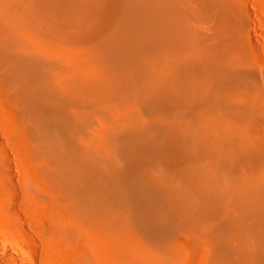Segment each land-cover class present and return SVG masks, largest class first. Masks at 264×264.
Segmentation results:
<instances>
[{"label": "bare ground", "instance_id": "1", "mask_svg": "<svg viewBox=\"0 0 264 264\" xmlns=\"http://www.w3.org/2000/svg\"><path fill=\"white\" fill-rule=\"evenodd\" d=\"M15 5L0 0V71L8 79L18 58L38 154L63 194L84 199L59 220L69 240L88 236L79 264H105L106 221L144 255L135 264H264V12L245 0H35L44 26L28 33ZM204 208L215 224L201 254L185 246ZM19 209L17 242L0 227V264L39 261Z\"/></svg>", "mask_w": 264, "mask_h": 264}, {"label": "rangeland", "instance_id": "2", "mask_svg": "<svg viewBox=\"0 0 264 264\" xmlns=\"http://www.w3.org/2000/svg\"><path fill=\"white\" fill-rule=\"evenodd\" d=\"M245 1L250 7L261 9V11L264 12V0ZM34 2L35 0H17V2L13 0V3L17 5L16 8L21 12L18 26L24 32H33L35 28L37 29L36 26L41 28V25H43V20L40 18V20H36L38 17L31 12V7ZM104 7L102 3L101 8L103 9ZM105 8L103 9L105 16L109 20L113 19L115 16V14H113L114 11L110 8L112 10L110 13L107 12L110 10L108 9L109 7L106 6ZM22 9L24 13H22ZM22 14L25 15L23 16ZM29 15L35 16L36 19H34L36 21ZM22 17H24V20H21ZM26 17L30 18V21L32 19L34 22H29L28 18L25 20ZM38 21L42 24L39 25L40 23H38ZM30 25H33V27L36 26L33 28L30 27ZM65 39V41L70 44L74 41L70 42L71 40L68 38ZM79 40H81V38H79ZM79 40H77L78 42L75 41V43L80 44L84 42L83 38L80 42ZM18 64V58L14 54H9L7 76L10 80L7 81L8 79H5L4 75L2 77V70L0 71V227L6 230L5 232L9 234L10 238H13L14 242H17L20 235V230L17 225L18 216L11 213V218L9 208L14 204H19V215L22 217V221L28 222L34 230H30L34 239H29L26 246L34 251L35 258L39 256L37 264H79L83 255L89 254L92 250L89 241H85L88 240L86 239L88 236H86L84 240L83 238L78 240L75 239L76 241L69 240L62 234L59 220L60 218H64L66 214L75 213L79 206L84 205V199H80L78 196L80 194L74 189L65 191L66 195L63 194L64 187L61 182L55 180L53 177L51 178V175L47 172L48 169H52V166L47 163L43 156L41 157V155H39V149L42 150L43 147V140L41 141L42 137L40 131L38 132L39 134H37L39 130V127L37 128L38 122L34 121L35 118L33 119L30 113L27 112L29 105L28 96L21 90L22 84H20L13 75ZM14 79L16 80L14 81L16 85L12 83ZM37 81L41 82V79H37ZM18 83L19 86H17ZM16 86L19 87L20 90L19 88H15ZM16 90H19L20 95L16 93ZM89 109L82 106H77L76 108L75 106L74 108L72 107V113L80 118L83 115L90 114L91 108ZM24 112H27V115ZM29 116H31V118ZM28 118H30V120ZM33 125L35 127L34 130ZM124 156V154L117 156L116 160L118 159L119 163L116 162L126 166L127 163L125 162H127L128 159ZM164 165L166 166L165 163L159 166L155 164L151 166L154 168H150L154 174L160 175L167 171V166L164 167ZM161 166H163V168ZM200 207H204V204L203 206L200 205ZM119 212L122 213L124 219L128 222L136 218L135 213L129 210H121ZM203 213L205 214L196 219V223L194 222L192 225L193 227L190 228L191 233L196 236L191 239L193 241L188 242L187 246H185L187 248L189 246L188 249L201 254L212 246V242H209L207 240L209 238L203 236V233H211L215 224V218L210 210L204 208ZM106 222L108 227L105 228L103 235L105 237L107 251L105 252L103 263L135 264V259L137 257H144V255H136L133 252L129 239L126 236L127 231L122 228L121 224H118V222ZM198 225L201 231L197 229ZM196 229L197 232L199 231L198 233L195 232ZM109 230H116L119 233L118 237L113 236ZM23 233L28 236V233L24 231ZM200 234L202 235L200 236ZM197 235H199V237H197ZM195 237H197V239ZM138 238L139 241H141L140 244L143 245V239L139 235ZM34 244L37 245V248H33Z\"/></svg>", "mask_w": 264, "mask_h": 264}]
</instances>
